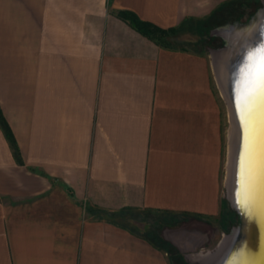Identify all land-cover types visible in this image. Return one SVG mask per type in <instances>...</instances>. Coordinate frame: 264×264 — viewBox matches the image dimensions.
Returning <instances> with one entry per match:
<instances>
[{
    "label": "crops",
    "instance_id": "1",
    "mask_svg": "<svg viewBox=\"0 0 264 264\" xmlns=\"http://www.w3.org/2000/svg\"><path fill=\"white\" fill-rule=\"evenodd\" d=\"M239 1L0 0V113L19 154L0 126V264H170L165 231L133 215L219 216L212 62L118 12L167 30Z\"/></svg>",
    "mask_w": 264,
    "mask_h": 264
},
{
    "label": "water",
    "instance_id": "2",
    "mask_svg": "<svg viewBox=\"0 0 264 264\" xmlns=\"http://www.w3.org/2000/svg\"><path fill=\"white\" fill-rule=\"evenodd\" d=\"M215 33L221 34L223 44L212 65L233 127L227 200L238 224L206 264H264V117L259 108L251 118L246 115L240 83L250 50L264 42V8Z\"/></svg>",
    "mask_w": 264,
    "mask_h": 264
},
{
    "label": "rangeland",
    "instance_id": "3",
    "mask_svg": "<svg viewBox=\"0 0 264 264\" xmlns=\"http://www.w3.org/2000/svg\"><path fill=\"white\" fill-rule=\"evenodd\" d=\"M236 6L238 8L235 14L243 12L244 16L241 22H244L247 19V15L262 7L264 8V0H244L241 3H237ZM225 13L226 23H231L237 19L236 15L229 14L225 16ZM220 19L223 18H218V22L215 24L200 22L186 25L176 35L166 38V42L175 47L203 53L213 64L218 60L216 50L219 49L222 39L221 34L215 33L216 27L219 25V21H221ZM212 37L214 40H212ZM212 74L213 90L221 117L222 156L220 177L222 199L219 216L213 220L202 221L184 216L175 217L169 214L150 213L133 215V218L128 221L134 228L143 229L145 227L146 232L150 230V234L157 235L165 231L166 241H168L166 235L171 233L172 230L176 231L179 229L185 231L191 239L190 241L181 243V250H179L186 260L185 264H206L210 256L217 251L220 243L227 238L228 234L238 224V218L230 208L227 200V175L233 138L232 120L228 104L221 92L214 70ZM201 238L204 241L201 242ZM172 264H175V262H172Z\"/></svg>",
    "mask_w": 264,
    "mask_h": 264
},
{
    "label": "trees",
    "instance_id": "4",
    "mask_svg": "<svg viewBox=\"0 0 264 264\" xmlns=\"http://www.w3.org/2000/svg\"><path fill=\"white\" fill-rule=\"evenodd\" d=\"M244 0L239 1L238 3L243 2ZM236 3H228L226 5H224V7L215 12L210 18L206 19V20H202V21H196V22H192V23H210V24H215L218 21V18H223L220 19L221 21H219V25L216 27H221L224 26L226 24H232L234 22H238L241 21L242 17L244 16L243 12L239 13V14H235L236 10H237V6ZM240 6V4H239ZM226 12V13H225ZM256 12V11H255ZM255 12L250 13L249 15H247V19L252 16ZM224 13L225 16L226 15H236L237 19H235L233 22H225V17H224ZM118 17L119 19H121L122 21H124L125 23H127L130 27H132L135 31H137L139 34H141L142 36L148 38L149 40L153 41L154 43H156L158 46L163 47V48H171L173 47L172 45H170L168 42H166V38H168L169 36H174L178 33V31H180V29L183 28L179 27V28H171V29H161L159 27H156L150 23L141 21L136 15H134L131 12L128 11H120L118 12ZM246 19V20H247ZM221 22H223L221 24ZM190 23V24H192ZM212 40H214V38L212 37ZM222 41H220V46L222 45ZM219 46V47H220ZM0 126L2 128V130L4 131V134L10 144V146L12 147V149L14 150V154L16 157H18V149L16 147V143L14 141V138L7 126V124L5 123V121L2 118V115L0 113ZM236 215V214H235ZM237 216V215H236ZM238 218V217H237ZM158 235V234H157ZM155 235V237L157 236ZM152 236V235H151ZM158 241L159 244H161L164 249L165 252L168 256V259L170 261V264H172V262H175V264H185L183 262L184 256L180 253V251L178 250L177 247H175L174 245H172L170 242L166 241V240H162L160 238V235L158 237Z\"/></svg>",
    "mask_w": 264,
    "mask_h": 264
},
{
    "label": "snow or ice",
    "instance_id": "5",
    "mask_svg": "<svg viewBox=\"0 0 264 264\" xmlns=\"http://www.w3.org/2000/svg\"><path fill=\"white\" fill-rule=\"evenodd\" d=\"M241 73V104L251 118L259 108L264 117V42L250 50Z\"/></svg>",
    "mask_w": 264,
    "mask_h": 264
},
{
    "label": "bare ground",
    "instance_id": "6",
    "mask_svg": "<svg viewBox=\"0 0 264 264\" xmlns=\"http://www.w3.org/2000/svg\"><path fill=\"white\" fill-rule=\"evenodd\" d=\"M230 156H231V153H230ZM229 165L231 166V163L229 162ZM229 172V171H228ZM205 258V257H204ZM201 261V260H200Z\"/></svg>",
    "mask_w": 264,
    "mask_h": 264
},
{
    "label": "flooded vegetation",
    "instance_id": "7",
    "mask_svg": "<svg viewBox=\"0 0 264 264\" xmlns=\"http://www.w3.org/2000/svg\"><path fill=\"white\" fill-rule=\"evenodd\" d=\"M186 260H185V258L183 259V262H185Z\"/></svg>",
    "mask_w": 264,
    "mask_h": 264
}]
</instances>
